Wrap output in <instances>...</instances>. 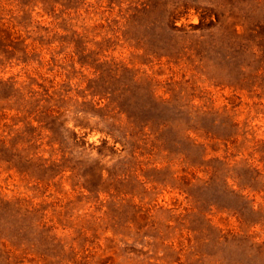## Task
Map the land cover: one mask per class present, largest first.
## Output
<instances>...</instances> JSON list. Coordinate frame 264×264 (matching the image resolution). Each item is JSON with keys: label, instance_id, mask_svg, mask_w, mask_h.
Wrapping results in <instances>:
<instances>
[{"label": "rangeland", "instance_id": "rangeland-1", "mask_svg": "<svg viewBox=\"0 0 264 264\" xmlns=\"http://www.w3.org/2000/svg\"><path fill=\"white\" fill-rule=\"evenodd\" d=\"M0 264H264V0H0Z\"/></svg>", "mask_w": 264, "mask_h": 264}]
</instances>
